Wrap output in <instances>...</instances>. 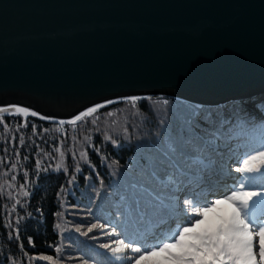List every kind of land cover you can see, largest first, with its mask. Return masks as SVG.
Wrapping results in <instances>:
<instances>
[{
  "label": "trees",
  "instance_id": "obj_1",
  "mask_svg": "<svg viewBox=\"0 0 264 264\" xmlns=\"http://www.w3.org/2000/svg\"><path fill=\"white\" fill-rule=\"evenodd\" d=\"M162 100L118 99L65 125L31 112L0 114V264H118L100 247L112 228L126 242L151 245L180 225L158 226L174 194L167 174L186 186V213L184 200L203 202L209 188H193L188 173L206 177L208 160L227 165L221 157L242 163L264 138V98L252 112L237 101L170 100L164 118L155 110ZM210 137L235 144L220 155L204 147Z\"/></svg>",
  "mask_w": 264,
  "mask_h": 264
},
{
  "label": "water",
  "instance_id": "obj_2",
  "mask_svg": "<svg viewBox=\"0 0 264 264\" xmlns=\"http://www.w3.org/2000/svg\"><path fill=\"white\" fill-rule=\"evenodd\" d=\"M141 96L254 111L264 0H0V108L60 123Z\"/></svg>",
  "mask_w": 264,
  "mask_h": 264
},
{
  "label": "snow or ice",
  "instance_id": "obj_3",
  "mask_svg": "<svg viewBox=\"0 0 264 264\" xmlns=\"http://www.w3.org/2000/svg\"><path fill=\"white\" fill-rule=\"evenodd\" d=\"M137 99L132 97L130 102L135 105ZM99 107L103 105L88 109L68 123L76 124L92 116ZM7 111L0 108V113ZM15 112L26 116L29 109L15 107ZM31 115L37 113L31 112ZM235 171L241 177L230 195L210 201L205 199L202 203L194 198L185 199V208L190 212L188 220L174 230L170 228L167 235L151 245L126 243L117 238L100 244V247L110 252L113 261L121 264H264V138L253 146L252 152L243 158ZM96 227L92 225L88 232ZM105 234L120 236L115 228ZM29 243H32L30 238ZM127 249L136 255H125ZM44 259L50 261L52 258Z\"/></svg>",
  "mask_w": 264,
  "mask_h": 264
},
{
  "label": "rangeland",
  "instance_id": "obj_4",
  "mask_svg": "<svg viewBox=\"0 0 264 264\" xmlns=\"http://www.w3.org/2000/svg\"><path fill=\"white\" fill-rule=\"evenodd\" d=\"M139 98V97H137ZM123 100H129L130 101V98L128 99H123ZM163 103L159 106V107H155V110H156V113L161 116V117H165L166 115H168L169 113L173 112V107L174 105L169 104L170 100H168L167 102L162 100ZM175 104V102H173ZM167 104V106H166ZM254 111H258L257 108L254 106L253 107ZM73 120V119H71ZM70 121V120H69ZM68 121L64 122V123H61L62 125H65ZM208 140L212 141V142H218L220 141L218 138L216 137H210L208 138ZM205 143H207V140H205ZM234 143V142H232ZM205 146H208L210 148H213L214 150H216V152H222L221 150H218V149H221L222 147L220 146V144L218 143V146L216 145V147L214 145H209V144H204V147ZM219 147V148H217ZM239 160V159H238ZM226 166H219L217 167L216 166V161L214 159H211L208 163H207V171H208V175L205 177L204 173L200 174V173H194L195 175L198 174V178H194V176H190L189 175V184L190 182L193 184V188L197 187L198 185H204V186H208V192H207V196L208 197H202L201 199L202 200H214V199H217V198H223L227 195H230L231 191L233 190V188L235 186H237L239 184V179L238 177L241 176L240 173H237L235 171V168L240 166L241 165V161H234L233 163L230 162V160H228V162H226ZM215 166V167H214ZM173 178L171 177L170 174H167V177L165 179V182L167 184L169 183H172L174 187V190L176 191H179L180 193L177 194V198H176V201H177V204L181 206V208L179 209L177 207L176 209V214L178 217H174L172 218L170 216V214H168V219L165 217H159L158 219V226L160 228H163L165 225L167 227H170L172 225H174L176 222H180V224H183V220L184 218H186V215H187V210L185 209V212L184 213L182 210V199L184 198V193L183 191H185L186 189V186H184V184H182L183 186H180V184H175L173 183ZM195 183V184H194ZM191 192L193 193L194 190L192 189ZM202 203V202H201ZM257 215H259V213H257ZM188 219V218H187ZM169 223V224H168ZM109 227V225H108ZM111 231V230H110ZM155 231V230H152L150 232V234H152V232ZM161 233V232H160ZM117 238L119 239H122L119 237H112V239H110L109 243L116 240ZM150 238V237H149ZM148 238V239H149ZM126 242V241H125ZM128 243V242H126ZM113 247H115L114 244H112ZM107 254L111 257V254L109 251H107ZM125 255H132V256H135L133 253H131L130 249H127L125 250ZM118 264H121V262H118Z\"/></svg>",
  "mask_w": 264,
  "mask_h": 264
},
{
  "label": "bare ground",
  "instance_id": "obj_5",
  "mask_svg": "<svg viewBox=\"0 0 264 264\" xmlns=\"http://www.w3.org/2000/svg\"><path fill=\"white\" fill-rule=\"evenodd\" d=\"M141 97H143V96H141ZM126 99H128V98H126ZM263 99V98H262ZM261 99V100H262ZM197 106H199V105H197ZM254 107V106H253ZM249 111H251V108H247ZM4 113V112H3ZM1 114V113H0ZM69 121V120H68ZM222 148H221V151L222 150H226V148H227V146H221ZM218 154H220L221 155V153H223V151L222 152H217ZM209 161V160H208ZM215 167V166H214ZM188 175H190V176H192V173H188ZM173 181V183H175L174 182V180H172ZM175 184H179V183H175ZM180 186H183V185H181L180 184ZM174 187L175 186H172V190H173V192H174V194L171 196V200L170 201H168L167 202V208H168V214H170V216L172 217V218H174V217H178L177 216V214H176V209H177V207L180 209V207L177 205V201H176V198H177V194H179L180 192L179 191H176V190H174Z\"/></svg>",
  "mask_w": 264,
  "mask_h": 264
}]
</instances>
